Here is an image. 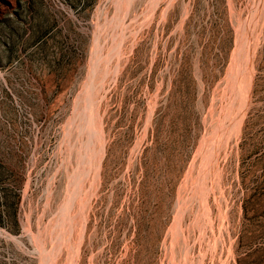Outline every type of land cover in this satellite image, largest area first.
Here are the masks:
<instances>
[{"label": "rangeland", "instance_id": "obj_1", "mask_svg": "<svg viewBox=\"0 0 264 264\" xmlns=\"http://www.w3.org/2000/svg\"><path fill=\"white\" fill-rule=\"evenodd\" d=\"M263 1L0 0V264H264Z\"/></svg>", "mask_w": 264, "mask_h": 264}, {"label": "bare ground", "instance_id": "obj_2", "mask_svg": "<svg viewBox=\"0 0 264 264\" xmlns=\"http://www.w3.org/2000/svg\"><path fill=\"white\" fill-rule=\"evenodd\" d=\"M264 2V1H263ZM264 11V10H263ZM264 13V12H263ZM261 21V20H260ZM256 41V40H255ZM253 65V64H252ZM251 75V74H250ZM249 77V76H248ZM240 116V115H239ZM237 122V121H236Z\"/></svg>", "mask_w": 264, "mask_h": 264}]
</instances>
